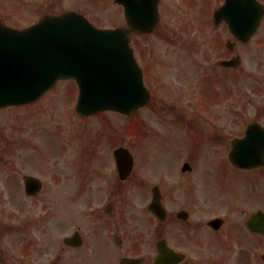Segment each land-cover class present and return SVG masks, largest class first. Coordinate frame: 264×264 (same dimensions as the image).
I'll return each mask as SVG.
<instances>
[{
	"label": "flooded vegetation",
	"instance_id": "1",
	"mask_svg": "<svg viewBox=\"0 0 264 264\" xmlns=\"http://www.w3.org/2000/svg\"><path fill=\"white\" fill-rule=\"evenodd\" d=\"M118 7L123 13L122 7ZM174 8L183 12L186 25L191 21L199 23L196 44L200 59L196 68L205 72L200 74L201 78H188L181 53L171 56L170 51H156V46H141L140 37L151 34L135 35L131 39L133 53L150 90V102L133 114L135 157L127 182L131 178L134 185L143 182L144 166L140 159L146 156L145 148L153 138L165 132L182 139L180 144L171 141L167 145L166 178L149 179L151 185L147 183L146 187L151 197L155 187L160 192L165 220L159 222L150 214L154 221L133 223L126 228L128 233L125 231L118 205L125 182L118 181L115 159L108 155L121 146L118 132L115 142L90 143L84 182L78 190L68 192L71 197H64L67 201L74 197V202L83 193L85 204L64 208L67 213L63 217L77 228L72 235L80 233L81 246L86 247L93 260L106 261V257L115 256L118 261L131 258L139 264H156L162 243L166 255L175 254V264H226L223 254L218 255L216 251L218 247H226L232 232L243 228L245 221L236 223L233 212L204 219L205 205L211 201L213 208L220 209L221 196L224 199L232 189L246 187L250 198L260 204L256 211H264V155L261 153L264 148V0H159L161 30L156 31L164 42L172 41V32L162 29V22L173 15ZM59 10L53 6L46 9ZM252 21H258L254 30H251ZM205 23L209 30L204 29ZM168 57L172 61L166 60ZM246 58L252 62L254 74L242 84L238 79L242 78ZM172 66L176 70L169 71ZM175 78L179 86L170 81L168 86L166 79ZM158 83L155 89L153 85ZM237 85L245 86L237 90ZM200 89L206 94L199 95ZM236 90L238 97L244 91L241 104ZM207 129L210 131L206 135L203 131ZM247 133L259 166L242 169L231 163L229 154L236 141ZM98 136L105 137L102 132ZM199 149L207 150L210 157L204 158ZM105 171H109L111 180L103 186ZM59 175L57 172L56 182H61ZM98 193L108 196L103 204L92 203V197ZM79 207L84 209L78 210ZM246 212L248 217L252 214L250 210ZM220 217L223 223H218V228L208 225L209 220ZM260 242L264 247V237H260ZM110 244L114 247L108 254ZM81 246L60 247V251L68 253L67 257L78 256ZM263 255L264 252L252 264H264Z\"/></svg>",
	"mask_w": 264,
	"mask_h": 264
},
{
	"label": "rangeland",
	"instance_id": "2",
	"mask_svg": "<svg viewBox=\"0 0 264 264\" xmlns=\"http://www.w3.org/2000/svg\"><path fill=\"white\" fill-rule=\"evenodd\" d=\"M106 1L57 0L56 2V0H40V3L45 10L51 6L82 8L91 15L94 25L102 28L111 27L120 21V16H117L115 12L117 9L112 7L109 1ZM37 2L36 0H0V8L12 14L5 20V23L19 27L38 19L40 14L38 10H35ZM17 5L18 9L16 8ZM182 15L183 12L174 8L173 15L162 22V29L165 28L172 32V41L164 42L161 35L157 34L153 38L142 39V42L156 46L159 49L158 52L170 51L171 56H175L176 52L181 53L185 59L184 64L186 65L187 76L189 75L188 78H201L200 74L203 72L205 75V72L196 68V65L199 67L200 59L199 45L196 44L199 41V32L197 33L198 30L191 22L186 25L187 22L183 21ZM195 24L198 27L199 23L196 22ZM205 26L206 23L204 29L209 30V26ZM180 38L183 39L184 43ZM174 70L176 69L172 66L169 71ZM190 71H192L191 74ZM242 72V78L238 80L240 83L246 84L251 75L254 74L252 62L247 58ZM169 81L172 85L179 86L176 78L166 79L168 86L171 85ZM159 84L153 85V87L156 89ZM243 86L245 85H237V90H243ZM237 90V101L241 104L242 98L240 97H243L244 91L238 97ZM74 94L75 89L72 83L62 82L55 90L33 106L17 111L0 112V155L2 158L0 160V260L6 264H48L52 260L57 238V235L52 232V214L56 201L60 200V195L56 192L57 188L61 187L71 193L79 189V183L82 181L80 171L74 169L79 167L80 162H83V150L87 146V135L84 137V130L81 126L86 124L88 127V124H91L90 130L97 128L96 130L101 131L105 125H108V128H115L114 134L118 129V136L122 145L132 147L134 142L131 135L132 131L128 133L125 128L131 124V119L119 117L115 119V114L103 113L85 122L78 121L71 112L76 99ZM198 94L204 95L206 93L200 89ZM237 108L242 109L241 107ZM77 130H79L78 133H76ZM209 131L207 129L203 132L207 135ZM64 134H66L65 136L70 134L72 138L69 139V144L71 143L72 146L69 150H65L69 144L63 142ZM211 135L209 134V136ZM203 136L205 137V135ZM153 140L145 148L146 156L140 159L144 166L142 178L148 180L149 185H151L149 179H162V177L165 179L167 176L168 156H166V151L169 148L168 143L171 141H175V144L182 143L181 138L173 133L167 135L165 132ZM201 151L204 158L210 157L207 150L199 149V152ZM57 172H60L59 179L62 183L56 182ZM26 175H33L42 180L43 191L38 196H25L22 178ZM135 186L138 187L136 192L124 187L119 203V210L123 215V227L126 232V228L131 227L133 223L148 221L147 218L149 217L146 206L150 201V194H145L141 188L142 183ZM242 194L241 202L237 199L230 201L226 198L229 200L230 206H221V209L217 210L212 207V205L214 206L213 202L209 201L205 205L203 218L207 219L215 213L222 216L226 215L227 212H233L234 220L238 223L243 215H246L242 211H252L260 206L255 199L250 198L246 187L243 188ZM107 197L102 195L101 199L96 201L95 198L92 201L102 203ZM82 204H85V201ZM235 207L236 209H231ZM82 209L83 207L78 208V210ZM241 231L236 230L234 234L239 233L243 240H238L235 237L228 249L222 247L216 251L218 255L221 251L224 260L229 264H235L237 258L246 254L245 252L247 254L251 252L253 258L257 250H260V244L255 245V240H253L252 245H250V242H247L249 239L246 235H242ZM23 245L28 247L27 252L30 255L25 259L23 258ZM112 247L111 249H113ZM38 248L40 249L38 250Z\"/></svg>",
	"mask_w": 264,
	"mask_h": 264
},
{
	"label": "water",
	"instance_id": "3",
	"mask_svg": "<svg viewBox=\"0 0 264 264\" xmlns=\"http://www.w3.org/2000/svg\"><path fill=\"white\" fill-rule=\"evenodd\" d=\"M115 2L125 5L129 28L99 30L72 12L46 16L22 31L0 24V108L34 101L57 80L69 78L79 86L80 116L102 110L128 113L140 106L147 99L141 79L133 98L119 72L132 67L126 57L130 34L153 28L156 19L134 20L130 0ZM150 6L154 9V1ZM38 188L36 180L26 179L27 192Z\"/></svg>",
	"mask_w": 264,
	"mask_h": 264
}]
</instances>
